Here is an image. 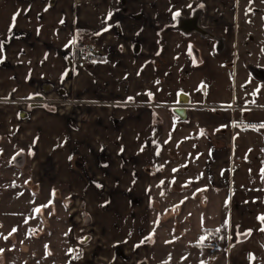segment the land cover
Listing matches in <instances>:
<instances>
[{
  "label": "crops",
  "instance_id": "crops-1",
  "mask_svg": "<svg viewBox=\"0 0 264 264\" xmlns=\"http://www.w3.org/2000/svg\"><path fill=\"white\" fill-rule=\"evenodd\" d=\"M234 5L235 0H0V142L9 138L32 151L34 184L57 186L65 198L84 201L97 264L114 260L117 248L128 264L147 258L156 206L151 187L164 170L206 189L203 202L209 196L227 207L224 264H264L258 220L264 215V128L251 127L264 123V98L247 97V90L237 94L231 45L220 49L211 38L177 28L201 12L200 26L226 36ZM76 41L91 44L96 61L69 75ZM44 86L52 89L46 100L58 98L62 89L87 104L37 109L19 118L18 103ZM181 93L190 98L187 121L172 140L163 132L171 126L163 124ZM164 144L173 151L166 168ZM132 197L140 200L136 206ZM114 208L127 214L126 221L108 219ZM218 215L212 223H219Z\"/></svg>",
  "mask_w": 264,
  "mask_h": 264
},
{
  "label": "rangeland",
  "instance_id": "rangeland-1",
  "mask_svg": "<svg viewBox=\"0 0 264 264\" xmlns=\"http://www.w3.org/2000/svg\"><path fill=\"white\" fill-rule=\"evenodd\" d=\"M232 8L235 21L227 27L226 36L215 34L210 26L203 28L211 33L216 47H233L237 94L244 95L247 90V97L264 98V82L252 74L253 69L264 70V0H235ZM193 55L197 57V53ZM257 87L261 91L254 96ZM59 100V97L49 100L54 107L46 102L44 107L55 112V106H60ZM174 107L175 104L167 111L177 126L172 127L171 118L165 119L163 124V128L171 126L163 132L172 140L176 139L179 127L183 125L173 114ZM163 149L166 168V163L173 159V151L167 144ZM21 154L24 155L22 160ZM28 164V148L4 138L0 143V249H3L0 264H97L87 213L81 208L84 201L76 200L73 204L63 192L59 195L57 186L34 185L30 181ZM135 184L139 186V183ZM155 185L151 187L154 198L151 203L155 201L156 206L150 215L147 263L224 264L228 251L224 215L227 207L219 206V201L209 196L203 202L201 193L206 189L198 187L195 181L170 178L165 170ZM49 201V207L42 208L39 214L34 212L35 208ZM139 201L132 197L130 204L136 206ZM120 212L121 209L114 208L108 219L126 221L127 214ZM217 214L219 223L216 220L212 223ZM213 224L218 225L220 231L211 229ZM205 236L207 238L201 243L200 238ZM85 238L87 242H84ZM197 242L198 247L194 245ZM69 250H72L71 254Z\"/></svg>",
  "mask_w": 264,
  "mask_h": 264
},
{
  "label": "flooded vegetation",
  "instance_id": "flooded-vegetation-1",
  "mask_svg": "<svg viewBox=\"0 0 264 264\" xmlns=\"http://www.w3.org/2000/svg\"><path fill=\"white\" fill-rule=\"evenodd\" d=\"M196 13H199V14H201V12H196ZM202 28H203V26H201ZM205 29V28H204ZM82 45H84V44H82ZM81 45V46H82ZM89 45H91V44H89ZM92 46V45H91ZM80 47V46H79ZM79 47H77L76 46V44H75V50L77 49V48H79ZM93 47V46H92ZM93 49H94V47H93ZM95 50V49H94ZM75 52V51H74ZM96 51H95V55H94V59H93V62H95L96 61ZM92 62V63H93ZM70 70H69V75H70V73H72L76 68L73 66V64H72V59L70 60ZM48 91H52V89H51V87L49 88V90H47V87L46 86H44V89H42V91H41V93L40 94H38V95H36V96H34V97H32L31 99H29V100H27V101H22V102H19L18 103V105L20 106V114L21 113H23V114H25L26 116H25V118L24 119H28L29 118V116H30V113L32 112V111H34V110H37V109H45L46 110V108L44 107L45 105H44V103L46 102V103H48V102H50L49 100H46L45 98H44V96H45V94H47L48 93ZM57 92H58V96H59V98H60V100L61 99H70V98H72V99H74L75 101H77V102H79L80 104H75V106H73L75 109H77V108H80V107H83V106H85L87 103L85 102V101H82L81 99H79V98H77L75 95L74 96H69V95H67L65 92H64V90H62V89H59V90H57ZM35 97H41V99H38V98H35ZM22 104H24V105H22ZM30 104H36L37 105V107L36 108H30ZM48 104H52V103H48ZM52 106L54 107V105L52 104ZM65 105H62V104H60V106L58 105V106H55V108H54V111H56L57 110V108H60V107H64ZM52 110H53V108H52ZM49 112H53V111H49ZM20 114H19V116H20ZM20 118V117H19ZM22 119V118H21ZM1 143V142H0ZM18 144V143H17ZM31 153V154H30ZM28 157H29V161L31 160V157H32V151H30V150H28ZM22 158H24V155L23 154H21L20 155V159L22 160ZM28 170H29V164H28ZM29 177H30V175H29ZM30 181H31V179H30ZM32 182V181H31ZM33 183V182H32ZM34 185H37L38 187H44V186H41V185H38V184H34ZM51 187V188H54V185H47V186H45V187ZM53 186V187H52ZM57 192H59V195H60V191L59 190H57ZM67 199V198H66ZM69 202H72L73 204L74 203H76V201H72V200H69V199H67ZM81 205V204H80ZM81 208L83 209V211H85V208H84V204H82L81 205ZM87 215V222L89 221V226H90V230H91V221H90V219H89V216H88V214H86ZM91 232H92V230H91ZM91 235H92V233H91ZM242 237V236H241ZM88 241V239L87 238H85L84 239V242H87ZM149 241H150V239H148V241H147V245L149 244ZM194 245L195 246H200L199 244H198V242L197 243H194ZM204 246H207V247H209V245H204ZM148 250V249H147ZM112 260V259H111ZM128 261H127V259H126V257L123 255V252L121 251V248H117L116 249V258L114 259V260H112L111 262H109V263H107V264H126ZM135 264H148L147 263V258L146 259H144V260H138V262H136Z\"/></svg>",
  "mask_w": 264,
  "mask_h": 264
},
{
  "label": "water",
  "instance_id": "water-1",
  "mask_svg": "<svg viewBox=\"0 0 264 264\" xmlns=\"http://www.w3.org/2000/svg\"><path fill=\"white\" fill-rule=\"evenodd\" d=\"M197 1V0H194ZM52 4V1H50ZM200 14L195 13L190 19L181 20L177 25V28L183 33L197 34L201 37L213 38L211 33L199 25ZM252 74L260 81L264 82V70L253 69ZM41 99V97H35ZM190 104V98L185 94H179L177 97V106L172 109L173 114L177 117L178 121H187V106ZM30 108H36V104H30ZM25 114L21 113L20 118L24 119ZM246 236V235H245ZM245 236L239 237L240 240L244 239Z\"/></svg>",
  "mask_w": 264,
  "mask_h": 264
},
{
  "label": "built area",
  "instance_id": "built-area-1",
  "mask_svg": "<svg viewBox=\"0 0 264 264\" xmlns=\"http://www.w3.org/2000/svg\"><path fill=\"white\" fill-rule=\"evenodd\" d=\"M94 55L95 50L93 49V47L89 44H84L75 50L74 55L72 57V64L78 70L84 69L87 65L93 62ZM58 104H62L65 106H75V104L80 103L70 98L61 99L59 100Z\"/></svg>",
  "mask_w": 264,
  "mask_h": 264
},
{
  "label": "snow or ice",
  "instance_id": "snow-or-ice-1",
  "mask_svg": "<svg viewBox=\"0 0 264 264\" xmlns=\"http://www.w3.org/2000/svg\"><path fill=\"white\" fill-rule=\"evenodd\" d=\"M180 14H181V13H180L179 11H177L176 13H174V18L179 17ZM110 17H111V13H109V18H110ZM13 21H15V16L13 17ZM106 30H107V29H105V31H106ZM0 49H2V45H0ZM260 91H261L260 87H257L256 90H255V92L253 93V95L255 96V95H256L257 93H259ZM148 95H149V97L151 98V93H148ZM129 99H131V98H129ZM253 103H254V101H253ZM234 126H238V125H234ZM245 127H247V126H245ZM251 127H253L254 129L257 128V127H259V128H264V123H261L259 126L252 125ZM202 134H203V133H202ZM30 154H31V153H30ZM70 159H71V157H70ZM173 171H176V170L174 169ZM261 175H262V177H264V169L261 170ZM173 182H174V181H173ZM98 187H99V185H98ZM52 195H53V197L55 196V192H54V191H53ZM50 204H51V201H49V203L46 204V205L38 206L37 208L34 209V212L37 213V214H39V213L41 212L42 208L49 207ZM258 220L261 222V225H262V227L260 228V231L264 232V215L259 216V217H258ZM25 223H27V220L25 221ZM226 224H227V221H226ZM14 231H16V230L13 229V232H14ZM217 231H220V230L217 229ZM244 235H251V230H248V232L244 233ZM206 238H207L206 236H205V237H201V238H200L201 243H202ZM5 239H7V237H5ZM148 239H151V237H148ZM138 246H139V245H137V247H138ZM2 251H3V249H0V252H2ZM71 252H72V250H69V254H71ZM250 259H252V257H250Z\"/></svg>",
  "mask_w": 264,
  "mask_h": 264
},
{
  "label": "trees",
  "instance_id": "trees-1",
  "mask_svg": "<svg viewBox=\"0 0 264 264\" xmlns=\"http://www.w3.org/2000/svg\"><path fill=\"white\" fill-rule=\"evenodd\" d=\"M75 44H76V46H77V47H79V46H81V45H82V44H80L78 41H76V43H75Z\"/></svg>",
  "mask_w": 264,
  "mask_h": 264
}]
</instances>
